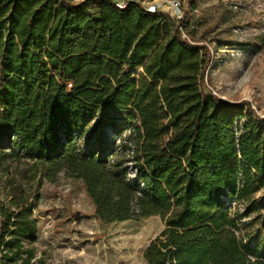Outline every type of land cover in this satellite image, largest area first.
Wrapping results in <instances>:
<instances>
[{"label":"trees","instance_id":"1","mask_svg":"<svg viewBox=\"0 0 264 264\" xmlns=\"http://www.w3.org/2000/svg\"><path fill=\"white\" fill-rule=\"evenodd\" d=\"M182 27L134 2L0 0V162L80 181L103 225L160 218L144 264H264V118L203 92ZM0 219V264H30V204Z\"/></svg>","mask_w":264,"mask_h":264},{"label":"rangeland","instance_id":"2","mask_svg":"<svg viewBox=\"0 0 264 264\" xmlns=\"http://www.w3.org/2000/svg\"><path fill=\"white\" fill-rule=\"evenodd\" d=\"M178 2L186 12V42L208 53L203 92L248 102L264 118V0ZM127 125L119 120L106 130L101 145L114 150L129 134ZM45 168L24 158L0 162V207L15 212L30 204L36 228L34 243L25 244L33 250L30 264H144L143 248L164 228L160 218L103 225L92 216L80 181L49 176ZM229 210L241 212L242 206L231 204Z\"/></svg>","mask_w":264,"mask_h":264},{"label":"built area","instance_id":"3","mask_svg":"<svg viewBox=\"0 0 264 264\" xmlns=\"http://www.w3.org/2000/svg\"><path fill=\"white\" fill-rule=\"evenodd\" d=\"M69 4L76 5L83 0H65ZM113 6L117 9H123L127 2H134L139 5L144 11L149 13L159 12L169 16L172 20L176 21L180 24L183 21V13L181 9V5L178 0H142V1H134V0H110ZM181 38L185 41L188 39L181 32Z\"/></svg>","mask_w":264,"mask_h":264}]
</instances>
